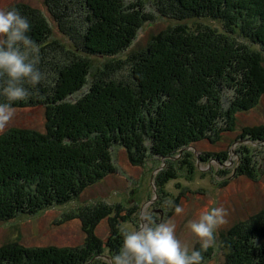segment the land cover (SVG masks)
Returning a JSON list of instances; mask_svg holds the SVG:
<instances>
[{"label": "trees", "instance_id": "1", "mask_svg": "<svg viewBox=\"0 0 264 264\" xmlns=\"http://www.w3.org/2000/svg\"><path fill=\"white\" fill-rule=\"evenodd\" d=\"M42 4L49 16L26 4L7 10L17 9L28 18L27 35L39 53L48 52L49 57V50L60 52L66 61L56 64L50 90L48 77L36 98L13 104L44 107L43 131L11 129L0 135V222L71 203L116 173L113 152L119 147L133 165H143L149 156L171 164L172 174L165 175L162 188L176 179L180 156L189 157V148L205 140L215 143L233 131L237 115L254 109L264 96V0ZM150 6L177 25L154 36L140 53L114 60L156 20ZM105 58L109 60L102 61ZM125 69L128 83L107 77V72ZM226 92L234 94L227 108ZM2 98L0 102H7ZM220 123L225 128H219ZM247 136L264 138L261 133ZM213 157L225 160L226 154L207 153L202 161ZM112 210L94 212L91 223L110 218ZM72 218L81 220L84 228L81 215ZM256 219L227 234V264H264V217ZM122 244L114 249L116 254ZM100 249L8 247L0 249V264H90L101 257ZM202 255L204 264L209 255Z\"/></svg>", "mask_w": 264, "mask_h": 264}, {"label": "rangeland", "instance_id": "2", "mask_svg": "<svg viewBox=\"0 0 264 264\" xmlns=\"http://www.w3.org/2000/svg\"><path fill=\"white\" fill-rule=\"evenodd\" d=\"M15 4L29 5L49 16L42 0H0V8L7 9ZM150 7L148 11L155 14L156 20L146 24L130 49L114 57V60H126L129 55L140 53L148 47L154 36L177 25L170 19L160 18L156 10ZM47 53H39L38 67L46 74V79L49 77L50 90L56 79V64L65 62L66 57L61 56L60 52L51 54V50L49 57ZM108 60L105 58L102 61ZM107 75L117 81L129 82L128 69L113 71L112 74L107 72ZM44 83H47L46 80L38 86L39 91L46 88ZM37 92L34 91V98ZM233 96V93H225V108L230 105ZM15 109L16 114L8 130L43 131L44 107ZM234 123V130L223 134L215 143L202 141L195 148L187 150L189 157L180 156L178 161L181 166L173 172L176 179L168 181L163 186L164 190L160 186L165 175L172 174L171 164L165 163L163 158L149 156L143 165H133L125 150L117 148L113 152L116 173L92 185L71 203L49 208L34 216L0 222V249L15 246L85 249L101 245V257L90 264H109L111 258L117 255L114 249L118 248L120 241L123 242V230H135L143 215L150 216L157 223H174L176 236L182 244L190 250H201L209 255L204 264H227L229 254L224 249L227 234L235 226L243 229L256 218L264 217V138L254 141L247 136L251 133L264 134V96L254 109L238 114ZM218 127L225 128V125L220 123ZM207 153H223L226 157L225 160L213 157L209 161H202L207 159ZM241 170L245 175H239ZM176 206L184 211L176 213ZM220 206L227 210V222L214 233V244L203 250L199 239L188 228V223L197 219L205 209ZM104 208L113 209L111 217L92 224L90 220L93 213L104 211ZM70 215H81L84 228L81 220L70 219ZM117 216L121 217L118 224L115 220ZM115 232L119 233L118 237L113 236Z\"/></svg>", "mask_w": 264, "mask_h": 264}, {"label": "clouds", "instance_id": "3", "mask_svg": "<svg viewBox=\"0 0 264 264\" xmlns=\"http://www.w3.org/2000/svg\"><path fill=\"white\" fill-rule=\"evenodd\" d=\"M30 31L28 18L17 9L0 8V96L7 101L0 102V134H6L13 122V104L28 99L46 80L38 67V45L27 35ZM175 211L179 214L184 209L176 206ZM227 215L223 206L213 207L189 221L188 228L199 239L201 249L214 244V233L227 222ZM122 234V247L109 264H203L202 251L182 244L174 223H157L142 215L135 230H123Z\"/></svg>", "mask_w": 264, "mask_h": 264}]
</instances>
